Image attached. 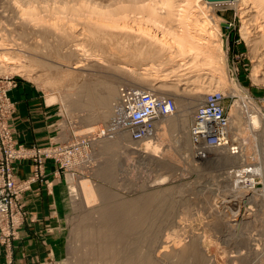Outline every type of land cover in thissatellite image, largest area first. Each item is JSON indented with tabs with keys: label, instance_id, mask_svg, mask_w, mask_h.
<instances>
[{
	"label": "rangeland",
	"instance_id": "rangeland-1",
	"mask_svg": "<svg viewBox=\"0 0 264 264\" xmlns=\"http://www.w3.org/2000/svg\"><path fill=\"white\" fill-rule=\"evenodd\" d=\"M152 1L154 3L157 0ZM152 1L0 0V89L9 95L8 101H0V112H3L0 118L7 117L6 123L15 146L34 148L35 152L33 157L17 159L13 163L17 183H27V188L19 197L24 212L19 229L27 216L23 194L39 180L50 187V183L44 179L45 168L50 163L66 178L67 208L62 221L64 229L60 253L47 264H84L80 259L86 254L87 248L84 249L82 239L76 233L80 219L91 214V210H94L92 216L96 219L97 208L129 200L140 203L134 206L148 210L140 215L144 217L140 228L128 236V246L134 252L131 253L136 264L137 258L142 259L140 254L146 260L150 259L149 255L157 258L158 264H168L169 260L170 264H264V63H259L264 49L261 43L257 44L260 39L256 38L258 30L264 26V10L263 15H257L252 12L256 9L252 3L246 8L236 2L212 5L204 3L205 0H195L194 7L191 3L193 0H178L180 2L177 1L175 7L178 6V13L183 12L178 19L191 25L197 39L209 44H221L223 54L210 62L203 57L202 52L181 53L175 42V35L179 34L177 25L170 22L171 25L168 22L163 24L151 17L145 6H149ZM161 1L157 2H160L157 4L160 5L159 11H166ZM188 1L193 8H189ZM26 10L32 16L26 15ZM189 14L191 17H188ZM218 16L222 18L220 40L212 34L215 29L209 20V17ZM28 18L31 23L25 20ZM39 29H45V38H41L40 34H36L40 37L32 35ZM22 31L32 34L22 36ZM95 38L104 43L95 45ZM46 39L50 40L47 42ZM63 41L66 45L62 46ZM59 43L60 46L57 45ZM48 46L50 51L47 50ZM53 46L54 50L60 48L63 56L56 54L52 50ZM44 49L47 51L44 52ZM70 51L76 55L71 59L77 61L70 58H67L68 62L64 60ZM46 60L53 68L41 66V61L48 63ZM77 62L82 65L80 75L73 74L75 69L72 67ZM134 65H138L139 69L134 70ZM67 67L71 69L66 70ZM144 68L149 71L146 72ZM139 76H143L146 86L149 84L153 87L150 91L156 90L159 95L172 98L174 96L170 94H181L188 102L192 99L193 89L201 90L203 96L212 91L223 92L226 96L225 110L231 123L237 110L245 107L249 101L250 107L241 110L245 122L243 127L248 129L243 130V134L235 131L230 124V148L223 150L228 156L233 155L237 162L211 164L208 160L217 156V152L213 151L216 149H209V152L206 151L208 155L201 157L197 155L193 141L192 160L186 159L187 154L176 143L179 132L165 128L162 124L165 117H159L154 122V129L145 138H133L126 114L120 113V100L118 106L115 103L110 108H103V111L98 106H94L96 109L93 107V110L69 106V100L72 101L79 89L76 85L82 84L83 80L87 83L97 78L94 80L96 83L100 79L110 82L122 97V91L128 88L148 91L135 86L134 78ZM75 80H80V83H75ZM164 82H177L179 88L187 92H176L174 87L167 86L164 94L158 90V86ZM20 87H27L29 93L35 96L30 110L42 111L40 116L36 114L39 118L46 117V109L51 112L50 122L54 127L55 138L50 143L26 146L15 140L11 119L17 105L12 95ZM105 93L104 87H98L95 92L97 95ZM121 101L123 104V98ZM196 107L189 114V124ZM101 112H110L111 115L107 119ZM248 112L252 117L260 114V124L254 118L256 130L249 127ZM89 115H93L94 119H87ZM120 117H124V122ZM113 141H121V144H113ZM105 142L110 143L109 147L104 146ZM27 160L33 164V172L30 177L20 179L16 163ZM85 181L90 185H87L91 190H88V195L93 197L90 201H86L79 187ZM98 189L112 196L105 204L95 194L99 192L96 191ZM19 229L17 236H11L7 243L1 241L7 249L17 239ZM187 246L195 248L192 247L193 251L189 253L192 259H187L185 263L175 262L178 260L174 256L175 251H186L189 249ZM8 261L13 264V259ZM97 262L92 261L90 264L100 263Z\"/></svg>",
	"mask_w": 264,
	"mask_h": 264
},
{
	"label": "bare ground",
	"instance_id": "bare-ground-1",
	"mask_svg": "<svg viewBox=\"0 0 264 264\" xmlns=\"http://www.w3.org/2000/svg\"><path fill=\"white\" fill-rule=\"evenodd\" d=\"M152 1V0H151ZM161 1V0H160ZM178 0H162L161 3H163L164 5V9H166V11H159V6L157 4L158 0L154 3L153 1L151 2V4H149V6H145L146 10H149V15L151 17H153L155 20H157V22H161L163 24H166L167 22L169 23H174V25H177L178 29L177 31L179 32L176 33L178 35H175V38H176V41L178 43V47H179V50H182L181 53H186V52H192V53H195V54H201L200 52L203 53V57H205L206 60H209L210 62H212L211 60H215V59H218L222 54H223V49H222V46L221 44H219L218 42H215L213 44V42L211 44L209 43H205V42H201L200 39H197V35H196V32L194 33L192 30H191V25L189 24H186L185 21H180V17H182V13L183 12H180L178 13V9H176L177 7H175V3L177 2ZM190 1V0H189ZM189 1H188V4H189ZM180 2V1H178ZM194 2L195 0L191 1V3H193L194 5ZM234 3L236 2V4L240 3V5H244V7H248L251 3L255 6L254 10H252V12H255L257 15L259 14H262L264 11V0H235L233 1ZM233 2H230L233 3ZM203 3V2H202ZM204 3L206 4H212V5H218V4H223V3H229V2H209L207 0L204 1ZM179 5V4H178ZM193 5L192 4H189V8H193ZM252 5V6H253ZM191 6V7H190ZM200 6V5H199ZM198 6V7H199ZM251 6V7H252ZM181 7V6H180ZM183 7V6H182ZM195 7V5H194ZM161 8V7H160ZM201 8V6H200ZM253 8V7H252ZM251 8V9H252ZM31 9V8H30ZM162 9V8H161ZM181 9V8H180ZM179 9V11H180ZM263 11V12H262ZM251 12V11H250ZM32 13V12H31ZM34 14V13H33ZM264 14V13H263ZM262 14V15H263ZM26 15H29L32 16L30 14L29 11L26 10ZM35 15V14H34ZM187 15V14H186ZM184 15L183 18L186 16ZM212 16V15H211ZM188 17H191L190 14ZM207 18V17H206ZM210 21L212 22L213 24V27L215 29V31H213L214 33L212 34H215L214 37L218 36L217 39L220 40V34H221V29H220V24L222 23V18H220L219 16L217 18H214V17H209ZM189 19V18H188ZM191 19V18H190ZM27 22H30L31 23V20L30 18L28 19H25ZM34 21V20H33ZM189 21V20H188ZM186 21V22H188ZM262 22V21H261ZM39 23H40V20H39ZM169 23V24H170ZM190 23V22H189ZM264 23V22H263ZM41 25V23H40ZM44 25V24H43ZM168 25V24H167ZM171 25V24H170ZM173 25V26H174ZM264 25V24H263ZM190 26V27H189ZM32 27V26H31ZM171 27V26H170ZM34 28V27H33ZM94 28V27H93ZM96 28V27H95ZM174 28V27H173ZM30 30L32 31H35L34 29H31ZM45 30V29H44ZM44 30H41L39 29V31L37 32H34L32 34V32H28V31H22V36L24 35H36V34H40L41 38H45L46 36V32ZM47 30V29H46ZM90 30V29H89ZM92 30V29H91ZM95 30V29H94ZM101 30V29H100ZM99 31V30H98ZM92 32V31H91ZM105 32V31H104ZM48 33V32H47ZM90 33V32H89ZM94 33V32H93ZM96 33V32H95ZM100 33V32H99ZM62 34V33H61ZM98 34V33H97ZM258 34L256 36V38L260 39V41L257 43L259 45V43H261V45H263V49H264V26L263 28L261 27L260 30H258ZM64 35V34H63ZM66 35V34H65ZM101 35H102V32H101ZM104 35V34H103ZM245 35V33H244ZM37 36V35H36ZM40 36H37V37H40ZM94 36V34H93ZM48 37V36H47ZM51 37V35H50ZM65 37V36H64ZM72 37V36H71ZM74 37V36H73ZM58 38V37H57ZM75 38V37H74ZM106 38V37H105ZM210 38V37H209ZM212 38V37H211ZM255 38V39H256ZM69 39V38H68ZM67 39V40H68ZM102 39V37H101ZM101 39H97L95 38V45H99V44H103ZM208 39V38H207ZM214 39V38H213ZM47 40V39H46ZM50 40V39H48ZM47 40V42H48ZM62 40V39H60ZM64 40V38H63ZM257 40V39H256ZM209 41V40H208ZM218 41V40H217ZM46 42V43H47ZM52 42V41H51ZM58 42V40L56 41ZM221 42V41H220ZM44 43V44H46ZM50 43V42H49ZM63 44L66 45V42L63 41L62 42V46ZM1 45V44H0ZM56 45V44H55ZM54 45V46H55ZM57 45H61L60 43L57 44ZM105 45V44H104ZM177 45V44H176ZM39 46H42L39 44ZM51 43H50V47H51ZM54 46H53V49L54 50ZM61 46V48H62ZM168 46V45H167ZM50 47L48 46V49H50ZM58 47V46H57ZM105 47V46H104ZM103 47V49H104ZM108 47V46H107ZM171 47V46H169ZM177 47V48H178ZM1 48V47H0ZM36 48H38L36 46ZM34 48V49H36ZM40 48V47H39ZM38 48V49H39ZM52 48V47H51ZM110 48V47H108ZM33 49V48H32ZM31 49V50H32ZM43 50V48H41ZM57 49V48H55ZM106 49V48H105ZM163 49V48H162ZM166 49V47H165ZM46 50V51H47ZM259 50V49H258ZM261 50V49H260ZM39 51V50H38ZM45 49H44V52H46ZM50 51V50H49ZM56 51V54H60V48L57 49V50H54ZM137 51V50H135ZM42 52V51H41ZM36 53V52H35ZM49 53V52H48ZM47 53V54H48ZM53 53V52H52ZM171 53V52H170ZM13 54V53H12ZM148 54V53H147ZM259 54V53H258ZM46 55V54H45ZM143 55V54H142ZM261 57L259 58V63H264V53L263 54H260ZM48 56V55H47ZM54 56L57 57L54 53ZM53 56V57H54ZM63 56V55H61ZM73 56H76L75 53L73 51H70L65 57L66 59L64 60H67L68 62V59L67 58H70L73 57ZM14 57V56H13ZM26 57V56H25ZM59 58H61L60 56H58ZM140 57V56H139ZM45 58V57H44ZM142 58V57H141ZM140 58V60H141ZM148 58V57H147ZM72 60V59H71ZM77 61V59H74ZM72 60V61H74ZM203 60V59H202ZM47 61V60H46ZM48 62V61H47ZM55 62V61H53ZM71 63V61H69ZM75 62V61H74ZM208 62V61H207ZM44 67L45 66H49V67H52L49 62L46 63L44 61H41L40 62ZM73 63V62H72ZM29 64V63H28ZM36 64V63H35ZM59 64H62V63H59ZM64 64V63H63ZM65 65V64H64ZM67 65V64H66ZM26 67L28 65H25ZM63 66V65H62ZM60 66V67H62ZM68 66V65H67ZM73 66V65H72ZM81 63L80 62H77V63H74V66L72 68H74L75 70L73 71V74L77 75V74H81L82 72V67H81ZM193 66V65H192ZM263 66V64H262ZM19 67V66H18ZM21 67H22V64H21ZM33 67V66H32ZM43 67V68H44ZM71 67V66H69ZM141 67V66H140ZM29 68V67H28ZM31 68V67H30ZM38 68V67H37ZM53 68V67H52ZM107 68V67H106ZM138 68V65H134V70H136ZM42 69V68H41ZM47 69V68H46ZM49 69V68H48ZM71 68L67 69L66 70H70ZM98 69V68H97ZM139 69V68H138ZM147 71L148 68H144ZM35 70V69H34ZM62 70L61 69V72L62 73ZM66 70L64 69V71L66 72ZM94 70V69H93ZM103 70V68H102ZM128 70V69H127ZM129 70H133V69H129ZM214 70V69H213ZM261 70V69H260ZM24 72H27L25 70H23ZM31 71V70H29ZM45 71V70H44ZM59 71V70H58ZM107 71V70H106ZM34 72V71H33ZM54 72V71H53ZM70 72V71H69ZM132 72V71H131ZM137 73V71H135ZM260 72V71H259ZM23 73V72H22ZM64 73V72H63ZM144 73V71L142 72ZM142 73H139L141 75H145V74H142ZM67 74V73H66ZM83 74V73H82ZM149 74V72L147 73ZM209 74V73H208ZM54 76V74H52ZM57 75V74H56ZM69 75V74H68ZM86 75V74H85ZM213 75V73H212ZM59 76V75H58ZM74 76V75H73ZM136 76H138L136 74ZM215 76V75H214ZM68 77V76H67ZM76 77V76H75ZM89 77V76H88ZM94 77V76H93ZM143 76H139V77H135V86H138V88H140L141 90L143 89H149L152 90L153 87L152 86H146L145 85V79L142 78ZM91 78V77H90ZM71 79V78H70ZM79 79V77H78ZM87 79V78H86ZM92 79V78H91ZM97 79V78H96ZM94 79V80H96ZM81 80V79H80ZM79 80V81H80ZM91 81V82H84L83 80V83L82 84H79V85H76L79 89L77 90V92L75 93V97L72 99V101L69 100V106L71 107H74V109H88V110H93L95 107L94 106H98L101 108V110L103 108H110L111 105H114L116 103V105L118 104L119 100H120V103H121V115H124L125 111L123 110V104H122V97H121V94L120 97L119 95L117 94V88L116 86H114L113 84H111L110 82H102L101 79H100V82L96 83ZM148 80V79H147ZM258 80V79H257ZM76 81L78 80H75V83ZM78 81V82H79ZM88 81V80H87ZM77 82V83H78ZM151 82V81H150ZM80 83V82H79ZM219 84V83H218ZM70 86V85H69ZM73 86V85H72ZM71 86V87H72ZM167 86H172L174 87L173 90H176V92L178 91H181L183 93H185V89L183 88H179V84L176 82L174 83H171L169 84L168 82L167 83H161L159 86H158V90L162 91V93H166L165 90H166V87ZM75 87V86H74ZM73 87V88H74ZM98 87H104V89H106L107 93H105V95H97L95 94L96 90H98ZM152 87V88H151ZM136 88V89H138ZM74 90V89H73ZM189 91V90H188ZM172 92V91H171ZM187 92V91H186ZM192 99L190 98V101L188 102L187 99L185 97H183L181 94H170V95H173L174 98H175V101H176V105H177V112L175 115H171V116H168V117H165L164 120H162V124H164L165 128L171 130V131H178L179 132V136L177 138V146L179 148H181L182 150H184L185 152V157L186 159L188 160H192L191 159V154H192V151H193V148H192V137H191V128H192V124H193V121H194V117H192V121L190 122L189 124V114L191 113L192 109L195 108L200 102H202L203 99V94H202V91L201 90H198V89H193L192 91ZM98 93V92H97ZM121 93V92H119ZM180 93V92H179ZM74 94V93H73ZM65 99V98H64ZM241 99H242V96H241ZM243 101H245V98L242 99ZM242 101V103H243ZM248 101V99H247ZM249 102V101H248ZM245 105V107L243 106L240 110H237V115L235 116V119L233 120L232 123V127L233 129H235V131L239 132H243L244 134V131L246 129H244L245 127H243V124L245 122H243L244 119L243 118V114H242V111L241 110H244V109H247L250 107V102ZM113 103V104H112ZM118 106V105H117ZM189 106V107H187ZM94 107V108H93ZM97 107V108H98ZM240 107V106H239ZM252 107V106H251ZM197 108V107H196ZM72 109V108H71ZM96 109V108H95ZM104 109V111H105ZM250 110V109H249ZM103 111V110H102ZM254 111V110H253ZM117 112V111H116ZM251 112V110H250ZM102 113V112H101ZM252 113V112H251ZM254 113V112H253ZM252 113V114H253ZM93 115L95 113H92ZM119 114V113H117ZM250 113L248 112V115ZM92 115V116H93ZM96 115V114H95ZM99 115V112L97 114V116ZM102 116H104L105 118H109L110 117V112H103L101 114ZM115 115V114H114ZM120 115V114H119ZM120 115V116H121ZM191 115V114H190ZM90 116V115H89ZM90 116V118H87V119H90V120H93L94 116L92 117ZM250 116V115H249ZM254 116V115H253ZM256 117H252L250 116L248 118V124L249 127L251 128V130H256L255 129V126H254V118H256V123L257 124H260L261 123V120L259 118L258 115H255ZM101 117V116H100ZM102 117V118H104ZM262 117V116H261ZM121 118V117H120ZM245 118V117H244ZM86 119V120H87ZM123 119V120H122ZM111 120V119H110ZM122 122H124V117L121 118ZM246 121V120H245ZM90 122V121H89ZM107 122V121H106ZM114 122V121H113ZM107 125V124H106ZM109 125V124H108ZM158 126V125H157ZM111 127V126H110ZM116 127V126H115ZM123 128V127H122ZM159 128V127H158ZM154 129V128H153ZM244 130V131H243ZM253 132V131H252ZM256 132V131H255ZM118 134V133H117ZM256 134V133H255ZM259 134V133H258ZM178 135V134H177ZM176 135V136H177ZM257 135V134H256ZM121 137V136H120ZM118 139V138H117ZM255 139V138H254ZM156 140V139H155ZM256 140V139H255ZM110 141V140H109ZM106 145H104L106 148L109 147V142H105ZM113 144H121V141H113ZM117 145V146H118ZM135 146V145H134ZM137 146V145H136ZM178 148V149H179ZM227 148L229 147H222V148H217L216 150H213L214 152L216 151V157L212 158V159H209L208 162L213 164V163H221V162H227V163H231L233 164L234 161H236V159L232 156H228L226 153L223 152V150H228ZM180 149V150H181ZM210 149V148H208ZM232 149V148H231ZM141 150V149H139ZM181 150V151H182ZM106 151V150H105ZM133 151V150H132ZM134 151H138V150H134ZM144 151V150H143ZM142 151V152H143ZM139 152V151H138ZM188 152V153H186ZM141 153V151H140ZM137 155V154H136ZM142 155V153H141ZM144 155V154H143ZM140 156V155H139ZM145 156V155H144ZM153 157V156H152ZM184 157V158H185ZM236 157V156H235ZM237 158V157H236ZM111 161V160H110ZM114 161V160H113ZM237 162V161H236ZM234 162V163H236ZM117 163V162H116ZM110 164V163H109ZM114 167V166H113ZM103 167H101L102 169ZM107 168V167H105ZM116 169V168H115ZM104 171V169H103ZM111 171V170H110ZM108 171V172H110ZM101 173V172H100ZM103 174V172H102ZM113 174V173H112ZM107 175V174H106ZM114 177V176H112ZM101 178V177H100ZM107 178V177H106ZM109 179V178H108ZM115 179V178H114ZM118 183V182H117ZM88 182L85 181V182H82V187L79 185L80 189L82 190L83 192V195H84V198L86 199V201H90L91 199H93V197H89L88 195V186L90 187V185H88ZM101 187V186H100ZM103 187V186H102ZM95 189V188H94ZM91 191V190H89ZM96 191H99L96 190ZM107 192V191H106ZM105 191H102L100 190L99 192H95V194H97L100 198V200H102V202L105 204V202H108L109 198H111V194H107ZM86 193V194H85ZM99 193V194H98ZM82 194V193H81ZM88 195V196H87ZM151 195V194H150ZM160 194H158L157 196H159ZM163 195V194H162ZM165 195V194H164ZM163 195V196H164ZM117 196V195H116ZM155 196V194H154ZM156 196L157 200L158 197ZM114 197V196H113ZM148 197V196H147ZM153 197V196H152ZM162 196H160L161 198ZM166 197V196H165ZM155 198V200H156ZM113 199H116V198H113ZM118 199V198H117ZM149 199V197H148ZM146 199V200H148ZM152 199V198H151ZM111 200V199H110ZM150 200V199H149ZM153 201L154 198L152 199ZM162 200V199H161ZM114 201V200H113ZM151 201V200H150ZM152 201V202H153ZM118 201H116L115 203H117ZM101 204V203H100ZM88 205V204H87ZM134 205H140L139 202H133V201H128V202H123L122 203L120 202L119 204H108L106 205L105 207L102 206V208H97V213L98 215L95 216L97 217L96 219H94V216H92V211L91 210V214H88L86 217L81 218V223L78 225V231L76 232L78 234V237L80 238V240L83 242V245L85 246L84 249H86V254L83 255L81 257V263H84V264H90L92 261L94 262H97V263H103V264H136V262L134 261V257L132 255V252L130 249H129V243H128V236H130L131 234H134L139 228L140 226L142 225V221L144 220V217L143 216H140L141 214H144L146 213L148 210L146 209H142L140 208L139 206H134ZM85 209V208H84ZM95 210V212H96ZM87 213H89V211H87ZM96 215V213H94ZM93 214V215H94ZM174 229V228H173ZM161 231V230H160ZM76 236V235H75ZM77 237V236H76ZM132 237V236H131ZM79 242V241H78ZM197 242V241H196ZM196 245L195 241H194V246ZM193 247V249L195 250V248ZM80 247V246H79ZM192 247H188L189 249L185 248L186 251H181L178 252V251H175V254L174 256L177 257L178 260H176L175 262H180V263H185L187 259H192L191 258V253L193 250H192ZM197 248V247H196ZM191 249V250H190ZM81 250V249H80ZM81 252V251H79ZM132 252V253H131ZM82 253V252H81ZM74 254V253H73ZM166 254V253H165ZM80 255V254H79ZM139 255V253L137 254ZM142 254H140V257H142V259L140 260L139 258H137L138 260H136L139 264H158L159 263V260H157V258H152L153 256H150V259L146 260L144 259L143 256H141ZM173 255V254H172ZM188 255L190 256V258L188 257ZM203 255V254H202ZM173 256V258H174ZM194 256V255H192ZM79 257V256H78ZM139 257V256H137ZM188 257V258H187ZM202 257V256H201ZM172 258V257H171ZM170 258V259H171ZM195 258V256L193 257ZM206 258V257H205ZM79 259V258H77ZM197 259V258H196ZM79 260V261H80ZM90 260V261H89ZM168 260V259H167ZM205 260V259H204ZM170 261V260H169ZM168 261V264H170ZM165 262V261H164ZM172 262V261H171ZM80 263V262H79ZM99 263V264H100ZM137 263V264H138ZM193 263V262H192ZM196 263V262H194ZM193 263V264H194ZM173 264V262H172ZM177 264V263H175ZM186 264V263H185ZM190 264V263H189Z\"/></svg>",
	"mask_w": 264,
	"mask_h": 264
},
{
	"label": "built area",
	"instance_id": "built-area-1",
	"mask_svg": "<svg viewBox=\"0 0 264 264\" xmlns=\"http://www.w3.org/2000/svg\"><path fill=\"white\" fill-rule=\"evenodd\" d=\"M8 97V93L0 89V101H8ZM122 98L128 127L132 137L137 140L150 134L159 117H168L177 111L174 98L161 96L156 90L137 91L128 88L122 91ZM225 99L226 96L221 91L209 92L195 110L191 137L194 149L201 157L208 155V148L217 149L230 145L231 122L225 110ZM6 118H0V240L6 241L5 243L11 236H17L24 218L19 197L27 188V183H17L13 163L17 159L33 157L35 153L34 148L15 146Z\"/></svg>",
	"mask_w": 264,
	"mask_h": 264
},
{
	"label": "crops",
	"instance_id": "crops-1",
	"mask_svg": "<svg viewBox=\"0 0 264 264\" xmlns=\"http://www.w3.org/2000/svg\"><path fill=\"white\" fill-rule=\"evenodd\" d=\"M12 96L17 105L11 119L17 143L26 146L50 143L55 138L50 122L51 112L46 109V117L39 118L42 111L30 110L35 96L29 93L27 87L16 89ZM16 168L20 179L30 177L33 172V164L29 160L17 162ZM44 179L50 183V187L39 180L23 194L26 220L10 250L0 240V264H9V259H13V264H47L60 253L64 229L62 221L67 208L66 178L49 163Z\"/></svg>",
	"mask_w": 264,
	"mask_h": 264
},
{
	"label": "water",
	"instance_id": "water-1",
	"mask_svg": "<svg viewBox=\"0 0 264 264\" xmlns=\"http://www.w3.org/2000/svg\"><path fill=\"white\" fill-rule=\"evenodd\" d=\"M209 2H233L235 0H207Z\"/></svg>",
	"mask_w": 264,
	"mask_h": 264
}]
</instances>
